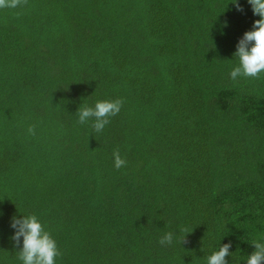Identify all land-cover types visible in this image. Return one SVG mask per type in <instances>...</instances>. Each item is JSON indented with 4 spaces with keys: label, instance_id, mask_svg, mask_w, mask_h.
<instances>
[{
    "label": "trees",
    "instance_id": "1",
    "mask_svg": "<svg viewBox=\"0 0 264 264\" xmlns=\"http://www.w3.org/2000/svg\"><path fill=\"white\" fill-rule=\"evenodd\" d=\"M233 2L0 10V264H22L10 223L29 214L56 264H206L229 242L228 264H247L264 242V73L230 78L259 19ZM117 98L102 132L79 123V108Z\"/></svg>",
    "mask_w": 264,
    "mask_h": 264
},
{
    "label": "clouds",
    "instance_id": "2",
    "mask_svg": "<svg viewBox=\"0 0 264 264\" xmlns=\"http://www.w3.org/2000/svg\"><path fill=\"white\" fill-rule=\"evenodd\" d=\"M28 0H0V10L17 9L27 5ZM251 6L254 16L259 17L253 21L252 28L246 31L236 44V51L233 54L238 60V65L234 66L230 72V78L235 81L238 77L258 79L264 73V0H247ZM236 11L243 12L238 0L231 3ZM19 15V13H17ZM227 27V22H225ZM123 100L97 101L94 106H83L78 109V120L81 124L92 122V129L99 133L110 123V119L119 114ZM28 132L35 135V126H29ZM113 164L116 169L127 165V161L120 154L119 149L112 153ZM10 227L14 230L12 240L16 247L19 248L18 259L22 264H56V258L62 253L58 249L57 242L40 218L35 214L26 216L13 217ZM185 235L180 238V245L187 244V229H182ZM22 238V246H21ZM174 240V234L167 232L159 240V243L171 245ZM252 246L254 251L248 255L247 264H264V242L254 241ZM231 242L219 246L207 257L206 264H228L230 256Z\"/></svg>",
    "mask_w": 264,
    "mask_h": 264
}]
</instances>
